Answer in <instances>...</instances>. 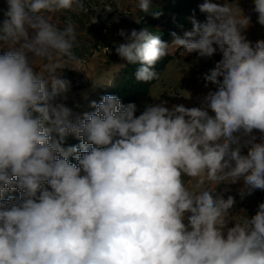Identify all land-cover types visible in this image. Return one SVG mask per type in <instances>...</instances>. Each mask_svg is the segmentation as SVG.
Wrapping results in <instances>:
<instances>
[{
  "label": "clouds",
  "instance_id": "9594fccd",
  "mask_svg": "<svg viewBox=\"0 0 264 264\" xmlns=\"http://www.w3.org/2000/svg\"><path fill=\"white\" fill-rule=\"evenodd\" d=\"M7 3L0 24V264H264V203L234 222V197L216 191L241 180L242 198L264 190V40L253 44L243 34L250 16L205 2L206 20L193 19L170 44L148 29L120 30L126 43L116 53L141 64V82L159 78L154 65L170 48L201 58L221 53L203 77L216 90L200 107L161 102L136 115L135 103L104 95L91 102L95 111L80 115L58 100L70 82L57 75L66 59L75 60L78 34L52 16L79 13L83 0ZM138 9L149 12L150 0H138ZM253 11L264 26V0H254ZM70 135L79 147H63ZM73 153L76 164L68 160ZM13 190L19 199H5Z\"/></svg>",
  "mask_w": 264,
  "mask_h": 264
},
{
  "label": "rangeland",
  "instance_id": "374dc122",
  "mask_svg": "<svg viewBox=\"0 0 264 264\" xmlns=\"http://www.w3.org/2000/svg\"><path fill=\"white\" fill-rule=\"evenodd\" d=\"M85 1L88 6L79 13L64 11L52 16L53 22L64 27L67 25L64 19L72 14L76 15V19L71 23L78 34L73 50L75 60L66 59L65 67L57 70V75L70 82L68 91L58 100L80 115L95 111L91 107V102L99 103L113 88L114 82L122 77L127 61L116 53V48L126 43L125 38L119 35L120 30H124L128 35L133 29L139 31L138 26L142 19L167 0H150V10L147 13L138 9V0ZM206 2L229 4L237 10L240 8L244 15L250 16V24L243 34L253 44L258 40H264V26L257 22V14L253 11L254 0H207ZM118 6L122 11L117 8ZM7 10V0H0V23L7 18L5 16ZM206 16V13L190 14L188 22L178 28L176 34L183 36L185 31L192 29L193 19L203 23ZM157 29L162 31L163 26L158 25ZM5 50L6 48H0V54ZM169 55L171 59L166 64L163 74L152 84L146 96L137 99L136 115H139L147 105L161 102H166L165 106L168 108L173 105L200 107L204 101L195 102L194 96L201 95L204 99L208 92L216 90V86L211 83L205 87L207 82L203 77L222 59L221 53L217 51L211 58H201L197 53L184 54L183 49L170 48ZM253 135L256 136V142H260L262 134L258 130H253ZM75 139V136L70 135L66 138L63 147L65 149L71 147ZM242 152L246 155L247 148L242 149ZM185 180L190 186L195 184V181L187 177ZM242 187V180L237 183L224 181L216 189L225 199L229 195L234 197L235 203L230 209V216L234 222H242L244 216L255 215L259 204L264 203V190H256L242 198L240 195ZM233 221L229 222V227L234 226Z\"/></svg>",
  "mask_w": 264,
  "mask_h": 264
},
{
  "label": "trees",
  "instance_id": "16d2710c",
  "mask_svg": "<svg viewBox=\"0 0 264 264\" xmlns=\"http://www.w3.org/2000/svg\"><path fill=\"white\" fill-rule=\"evenodd\" d=\"M207 0H167L160 6L155 7L152 12L145 16L141 24L138 26V30L148 29L153 35L158 36L162 41L168 42L172 41V33H176V30L188 22V17L190 14L203 15L204 12L200 11V5ZM84 7L88 6V3L83 0ZM154 13H159V15H154ZM76 19V15L72 14L64 19L66 24L72 23ZM2 24V23H0ZM162 25V31H158L157 26ZM171 56L168 54L162 59H160L154 65V71H156L159 77L163 74L166 64L169 62ZM141 66L139 62L132 64L128 63L122 71V77L114 82L113 88L108 91V95H115L121 99L122 104L127 105L129 103L137 102L140 96H146L150 90L152 84L157 80L149 82L137 81L135 78V73L137 69ZM73 80V79H72ZM72 146L79 147L81 140L76 138ZM90 148V146H89ZM70 163L76 164L75 153L68 156ZM19 192L13 190L11 192L5 193V199L8 196H13L19 199Z\"/></svg>",
  "mask_w": 264,
  "mask_h": 264
},
{
  "label": "built area",
  "instance_id": "2783aa9c",
  "mask_svg": "<svg viewBox=\"0 0 264 264\" xmlns=\"http://www.w3.org/2000/svg\"><path fill=\"white\" fill-rule=\"evenodd\" d=\"M194 101L201 103L202 101H204V99L201 95H196L194 96Z\"/></svg>",
  "mask_w": 264,
  "mask_h": 264
}]
</instances>
